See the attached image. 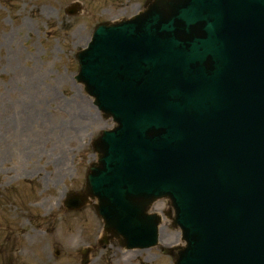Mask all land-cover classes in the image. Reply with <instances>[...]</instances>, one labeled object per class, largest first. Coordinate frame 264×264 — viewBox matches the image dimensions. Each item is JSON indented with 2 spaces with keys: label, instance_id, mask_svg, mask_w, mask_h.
I'll return each mask as SVG.
<instances>
[{
  "label": "water",
  "instance_id": "obj_1",
  "mask_svg": "<svg viewBox=\"0 0 264 264\" xmlns=\"http://www.w3.org/2000/svg\"><path fill=\"white\" fill-rule=\"evenodd\" d=\"M77 56V81L118 127L94 143L104 171L93 168L67 206L98 197L106 231L148 248L154 201L212 194L206 207L221 215L188 225L176 264H264V0H155L131 21L99 25ZM144 159L148 189L129 173ZM184 170L194 183L181 185ZM232 171L242 187L229 184Z\"/></svg>",
  "mask_w": 264,
  "mask_h": 264
},
{
  "label": "rangeland",
  "instance_id": "obj_2",
  "mask_svg": "<svg viewBox=\"0 0 264 264\" xmlns=\"http://www.w3.org/2000/svg\"><path fill=\"white\" fill-rule=\"evenodd\" d=\"M76 2L83 13L68 17ZM145 2L0 0V217H13L23 234L22 264H78L80 251L103 236L95 202L79 212L63 204L85 190L98 162L92 144L114 127L75 80L76 53L99 22L130 18ZM171 210L165 199L150 209L162 220L158 248L121 253L114 241L98 246L93 264H174L160 248L184 245Z\"/></svg>",
  "mask_w": 264,
  "mask_h": 264
},
{
  "label": "flooded vegetation",
  "instance_id": "obj_3",
  "mask_svg": "<svg viewBox=\"0 0 264 264\" xmlns=\"http://www.w3.org/2000/svg\"><path fill=\"white\" fill-rule=\"evenodd\" d=\"M19 228L12 218H0V264H22L21 238Z\"/></svg>",
  "mask_w": 264,
  "mask_h": 264
}]
</instances>
